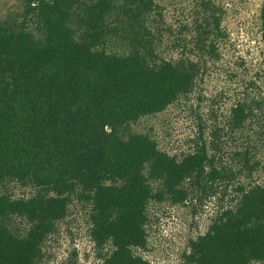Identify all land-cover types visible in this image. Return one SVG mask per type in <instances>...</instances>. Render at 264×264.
Segmentation results:
<instances>
[{
	"label": "trees",
	"instance_id": "obj_1",
	"mask_svg": "<svg viewBox=\"0 0 264 264\" xmlns=\"http://www.w3.org/2000/svg\"><path fill=\"white\" fill-rule=\"evenodd\" d=\"M22 1L29 12L38 11L45 38L0 28V182L16 180L34 193L0 195V264H39L41 245L66 216L73 194L91 206L95 246L112 247L103 264H148L134 254L146 246L148 180H162L172 191L202 173L207 156L202 151L177 161L149 137L124 140L117 130L188 93L198 66L149 64L151 54L138 49L106 52L105 19L117 0ZM122 1L138 12L152 9L151 0ZM73 10L82 27L77 37ZM260 15L264 40V6ZM233 114L237 124L244 119L240 106ZM10 216L27 222L25 236L8 231ZM186 264H264V181L191 241Z\"/></svg>",
	"mask_w": 264,
	"mask_h": 264
},
{
	"label": "rangeland",
	"instance_id": "obj_2",
	"mask_svg": "<svg viewBox=\"0 0 264 264\" xmlns=\"http://www.w3.org/2000/svg\"><path fill=\"white\" fill-rule=\"evenodd\" d=\"M152 9L133 2L116 1L105 19L108 32L104 49L128 54H151L149 64L162 61L193 63L198 75L191 90L164 110L143 116L117 130L149 137L158 150L177 161L204 151L202 173L193 174L176 189H165L162 180L149 179L144 224L146 246L134 254L148 264H186L191 241L205 235L225 210L235 209L242 192L264 181V40L261 9L264 0H151ZM84 0H80L82 4ZM70 23L77 37L80 22L73 10ZM38 11H28L22 0H0V28L25 30L35 40L45 38ZM244 111L237 124L233 111ZM218 172L215 178L212 170ZM148 176V169L144 171ZM243 189V190H242ZM31 186L16 180L0 182V195L29 198ZM73 194L66 216L41 245L39 264H103L112 250H99L90 235L91 206ZM8 231L23 237L27 222L4 219Z\"/></svg>",
	"mask_w": 264,
	"mask_h": 264
}]
</instances>
